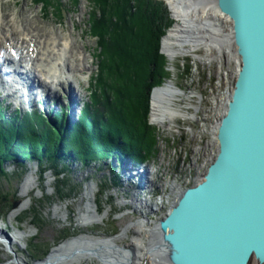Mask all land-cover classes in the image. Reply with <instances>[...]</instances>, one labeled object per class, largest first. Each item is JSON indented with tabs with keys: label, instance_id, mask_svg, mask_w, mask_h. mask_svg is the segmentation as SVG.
<instances>
[{
	"label": "rangeland",
	"instance_id": "obj_1",
	"mask_svg": "<svg viewBox=\"0 0 264 264\" xmlns=\"http://www.w3.org/2000/svg\"><path fill=\"white\" fill-rule=\"evenodd\" d=\"M153 1L163 4L167 9L163 0ZM62 3H60L59 10L61 9V12L59 13L57 7L46 12L42 4L33 0H0V24L2 25V33L6 34V37H8V33H4L3 28L10 25L11 22L9 21L13 19L14 24L18 27L17 32L29 35L27 38H24L25 36L21 37L26 41L28 39L33 41V36H44L48 39L56 38L61 46L60 40L62 39H68L71 42L70 47L64 50V57H69L66 53H74L73 57L66 59L64 67L59 68L58 75L55 74L58 83L48 86L51 93L43 98L42 103L45 105L49 97H55L53 99L55 102H58L59 99L63 103L67 102L66 96L61 94V88L64 87L65 91H68V84H70L74 91L73 94L76 96L74 99L77 105L79 104V106L76 105L77 108L73 112L74 119L79 115L78 112L81 113L84 109L80 107L81 102L89 101L90 78H94V80L97 78L96 40L90 36L89 30L85 28L91 14L90 7L92 5L89 0H78L77 7H72L67 0H63ZM172 21L174 23L175 20L172 19ZM170 29L167 30L166 34ZM197 54L203 57L204 51L198 50ZM164 57L168 64L166 70L169 76L163 85L168 81H172L174 86L184 93L188 89H193L207 96L210 93V87L211 89L217 87L215 74L213 75L214 63L208 68L201 61H197L190 56L178 57L173 62H169L168 58ZM186 66L190 69L188 75L183 73ZM196 80H199L198 86H196ZM40 86L46 92L48 91L43 85ZM54 92H56V96H53L52 93ZM4 100L3 107L11 104L8 99ZM99 102H105L104 96L99 98ZM38 103L41 102L34 101L35 105ZM177 103L180 106L182 105L181 101H177ZM50 104L51 107L55 105L56 108L61 107L68 110L73 103L68 102L65 105L50 101ZM207 106H209V103ZM13 108L11 106V109L9 108L7 112L12 111ZM35 110L43 114L42 104ZM46 111H51V109L46 108ZM148 111L147 123L156 131V144L154 153L151 152L150 157L143 159L144 169H141L140 173L145 177L134 178V174H138L139 169L136 168V163L126 158H123L124 161L121 162L114 157L103 158L99 161L91 160L87 167H84L74 158L69 159L65 161V164L70 169V173L66 171L63 179H68L70 187L74 190L72 193H68L69 199H65L61 203L57 198V194L54 193L55 185L56 189L58 185L53 179V175L48 172L45 174L43 181H40L36 161H21L22 166L11 161L5 163L6 172H15V174L9 176L7 180L0 179V195L7 196L13 207L6 217L0 219V230L3 229L1 225L3 223L5 224L4 229L10 236L13 235L16 229L26 233V235L22 242H19V245H12V248L3 246V244L0 245V264H16L14 261L15 256L22 258L25 264H34L37 260L47 258L50 251L55 247L79 236L103 239L117 238V246L129 247L127 249H130L134 230L129 229L125 232V228L130 223H135L137 220L143 219L144 216L158 223L165 216L172 199H174V196H170L171 183L176 182L182 190L193 185L195 183V180L192 181L194 173L197 166H202L201 163L204 157L196 152L198 139L191 138L190 133L187 131V128L191 125L192 129L196 130L195 123L177 118L174 124L170 126H159L152 122L151 102ZM149 145L150 143L146 146ZM127 164L133 169L132 172H129L130 167ZM146 169L153 174L149 175ZM203 169H205L204 166ZM202 173L205 174V170ZM114 175H118L116 185L112 183ZM141 178L145 182L151 183L152 187L143 188L144 183H141ZM23 191L26 192V196H22ZM167 196H170V203L167 201ZM43 197H53V201L48 203L43 200ZM36 200H41L42 204L40 215L43 222L39 228L32 226L26 218H22V221L17 220L30 209L32 202H36ZM156 205H158L159 212L153 213L147 207ZM93 210L97 218L92 219L90 212ZM12 213H14V218L10 220L9 217ZM88 217L91 219L87 220ZM65 232L69 234L64 239L61 236H65ZM0 239L3 240V237L0 236ZM45 250H48L46 256L42 255ZM97 261L91 259L88 264H98Z\"/></svg>",
	"mask_w": 264,
	"mask_h": 264
},
{
	"label": "trees",
	"instance_id": "obj_2",
	"mask_svg": "<svg viewBox=\"0 0 264 264\" xmlns=\"http://www.w3.org/2000/svg\"><path fill=\"white\" fill-rule=\"evenodd\" d=\"M33 1L42 4L46 12L56 7L59 10L60 3L63 4V0ZM67 2L77 7L78 0ZM89 3L91 14L85 27L96 40L98 71L97 78L91 79L89 101L84 103L78 121L66 125L65 119L55 116L50 122L36 111H16L6 116L0 105V179L7 180L15 174L6 172L5 163L22 166L21 161H36L40 181L48 172L53 175L58 185L54 193L61 203L74 190L70 181L63 179L66 171L70 173L65 161L74 158L87 167L91 160L114 157L119 162L126 158L144 164L143 159L154 153L156 131L147 123L150 94L169 76L160 44L173 21L163 4L153 0ZM188 69L186 66L185 74ZM101 96L104 103L99 102ZM117 179L118 175H114L113 185ZM43 198L48 203L53 201V197ZM12 207L7 196L0 195V219ZM41 210V200H36L17 220L26 218L39 228L43 222ZM68 234L61 237L65 239Z\"/></svg>",
	"mask_w": 264,
	"mask_h": 264
},
{
	"label": "water",
	"instance_id": "obj_3",
	"mask_svg": "<svg viewBox=\"0 0 264 264\" xmlns=\"http://www.w3.org/2000/svg\"><path fill=\"white\" fill-rule=\"evenodd\" d=\"M216 4L231 22V44L240 69L217 126L213 161L157 224L172 264H250L252 259L264 264V0ZM167 34L160 44L163 56ZM99 242L88 253L95 251L98 257L106 253V245Z\"/></svg>",
	"mask_w": 264,
	"mask_h": 264
},
{
	"label": "bare ground",
	"instance_id": "obj_4",
	"mask_svg": "<svg viewBox=\"0 0 264 264\" xmlns=\"http://www.w3.org/2000/svg\"><path fill=\"white\" fill-rule=\"evenodd\" d=\"M163 1L168 4L172 17L175 20L174 26L170 29L162 43V52L168 58V61L173 62L178 57L190 56L197 61L205 62L206 64L214 62L218 68L216 80L220 85H222V88L228 94L234 85L240 69L239 57L234 49V46L231 44L232 27L229 18L221 13L216 4V0ZM9 22H11V24L3 28V32L8 33V37H6V34L4 35L2 33V25L0 24V53H3L8 60H11L12 58L5 54V49L7 45L14 44L17 49L16 56L18 58L29 59L28 63L30 64L27 65L26 70L34 76V79H36L39 84L44 83L43 81L45 80H51V83L53 84L58 83L56 76L59 73V68L64 67L65 60L69 59V57L72 58L74 54L66 53L69 57H64V50L70 47L71 42L68 39L63 40L62 38H59L62 39L60 40V43H62L61 46L56 38L52 37L48 39L44 36H33V41L31 39L26 41L24 38H27L29 35L18 33V27L14 24L13 19ZM30 47H32L31 51L29 50ZM13 48L14 47L9 48L8 53ZM198 50L204 51L203 57L197 54ZM13 66L18 68L15 64ZM8 69L10 71L12 70L11 68ZM67 70L69 71V69ZM12 87L19 88L13 85L7 89L4 88V93L14 94ZM31 90L32 92L28 97H30V101L33 102V106L31 108H34V101L38 102V97L35 94V90ZM50 93L51 91L48 90V95ZM181 95L182 92L174 86L172 81L166 82L161 88L152 92L150 102L153 124H158L159 126H170L174 124L175 119L182 117V106L177 104L178 98ZM228 95H224L225 100L223 103V100H214L211 102L213 105L212 108L215 109L213 111L215 116L218 115V109L225 114L227 104L229 102ZM192 96H194V94H192ZM8 97L11 98L10 95H8ZM19 97L20 99H25L26 93H19ZM69 97L71 99L69 102L73 104H71L70 109L66 111L67 113L65 115L67 117L69 116L70 122L73 123L78 121L79 115L73 119V112H75L77 108V103L74 99L76 96L73 92H70V90ZM53 99L54 97H49V99L45 102V105L42 104V106L45 109H51L48 113L56 114L55 105L51 107L52 105L50 104V101L56 104ZM82 105L84 106V102H81L80 107H82ZM19 106H22V104ZM77 106H79V104ZM61 109V107H57L58 111H62ZM62 117H64V115H62ZM221 118L219 119V122ZM211 145L212 144L206 145V147ZM127 166L130 167L129 172H132L133 169L131 166L129 164H127ZM201 167L196 168L197 171L201 172L199 173L200 175H197L196 182L204 175V173H202L204 170ZM136 168L139 169V171L138 174H134V178L136 177V179H139L140 177H145L140 173V170L144 169L143 164L136 163ZM146 170L148 171V169ZM148 174L152 175L153 173L148 171ZM140 180L142 181L141 183H144L143 188L148 189L152 187V184L148 181L145 182L142 178ZM181 192V186L176 184V182H172L170 185V196H174V199H172V202L170 203V196H167V201L170 203L168 211L171 209V206L175 204ZM22 196H26L25 191L22 192ZM147 207H149L153 213L159 212L158 205ZM90 213L92 214V219L97 218L94 210ZM9 218L10 220L14 218V213L10 214ZM91 218L88 217L87 220ZM129 229L134 230V237L132 238L130 244L131 253L128 255H126L121 249H119L120 247L116 245L117 238L105 241L80 236L55 247L46 260L34 264H88L91 259L98 260V264H172L170 262L168 250L164 246L163 234L160 231L157 222L144 216L143 219L137 220L135 223H130L125 228V232ZM25 235L26 233L16 229L13 235L9 236V243H6V235L0 231V236L3 237V240L0 239V245L3 244V246L12 248V245H19V242H22ZM96 241H100L99 243L102 246L106 245L103 248L107 249L108 253L106 252L104 254H100V257L94 255L95 251L88 253L94 249V247L98 246V242L96 243ZM127 248L129 247H123V249L130 250ZM76 251H82V253L80 252L74 256L69 255ZM14 261L16 264H25L24 260L18 256H15ZM250 264L258 263L252 259Z\"/></svg>",
	"mask_w": 264,
	"mask_h": 264
},
{
	"label": "built area",
	"instance_id": "obj_5",
	"mask_svg": "<svg viewBox=\"0 0 264 264\" xmlns=\"http://www.w3.org/2000/svg\"><path fill=\"white\" fill-rule=\"evenodd\" d=\"M202 63L204 65H206L208 68H210L212 66V63L211 64H206L205 62H202ZM214 65H215V63H214ZM188 71L189 72L187 73V75L190 74V69H188ZM217 72H218V68L215 65V67L213 69V75L215 74V80H216ZM183 73H184V71H183ZM196 81H197L196 86H198L199 80H196ZM216 83H217V87H213L212 89H211V87L209 88L210 93L208 96L202 95L193 89H188L186 93L181 91L182 95L179 96V98H178L179 99L178 101L182 100L181 106H183L181 109V114H182L181 119L183 121H191V122L195 123L197 126L196 130H194V129H192V125H191L187 128V131H188V133H190L191 138L198 139V147L196 148V152H197V154H202L204 157V160L201 164H202V168H203V166L205 167V169H203L205 171L207 169L206 167L213 161V159L216 155V151H217V143H216V138H215L216 137V131H217L219 119L224 115V112H221L218 109V115L215 116L213 113V111L215 109L212 108L213 105L211 104V102L214 100H218V101L223 100L222 101V103H223L225 100L224 95H228V94H229L228 95V100H229V96H230L231 91H232V88H231V90L227 94V92L222 88V85H220L217 82V80H216ZM208 86H210V85L208 84ZM192 94H194V96H192ZM181 97H182V99H181ZM208 103H209V106H207ZM200 139H203V140H200ZM214 140H215V142H214ZM208 144H213V146L212 147H210V146L206 147V145H208ZM199 158H200V156L198 157V159ZM198 159H196V160H198ZM199 167H201V165ZM199 173H201V172L197 171V169H196V172L194 173V178L192 181L195 180V182H196L197 175H200ZM197 181H199V180H197Z\"/></svg>",
	"mask_w": 264,
	"mask_h": 264
}]
</instances>
